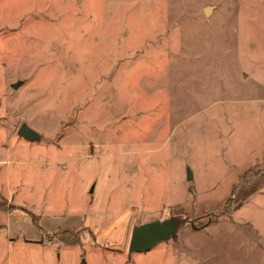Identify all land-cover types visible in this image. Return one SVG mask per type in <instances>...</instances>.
Here are the masks:
<instances>
[{"label": "rangeland", "instance_id": "1", "mask_svg": "<svg viewBox=\"0 0 264 264\" xmlns=\"http://www.w3.org/2000/svg\"><path fill=\"white\" fill-rule=\"evenodd\" d=\"M0 264H264V0H0Z\"/></svg>", "mask_w": 264, "mask_h": 264}, {"label": "water", "instance_id": "2", "mask_svg": "<svg viewBox=\"0 0 264 264\" xmlns=\"http://www.w3.org/2000/svg\"><path fill=\"white\" fill-rule=\"evenodd\" d=\"M16 86V83L12 84V88ZM17 135L27 141L37 139V135L25 124L20 125ZM187 179H190L189 172ZM178 225V217L170 216L162 220H151L132 226L127 244V254L146 252L159 242L174 238Z\"/></svg>", "mask_w": 264, "mask_h": 264}, {"label": "trees", "instance_id": "3", "mask_svg": "<svg viewBox=\"0 0 264 264\" xmlns=\"http://www.w3.org/2000/svg\"><path fill=\"white\" fill-rule=\"evenodd\" d=\"M57 230H67V229H65V228H58Z\"/></svg>", "mask_w": 264, "mask_h": 264}]
</instances>
